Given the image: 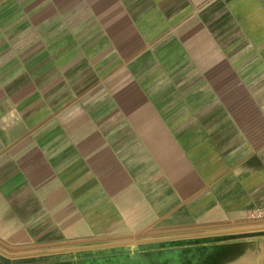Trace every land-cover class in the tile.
<instances>
[{
  "label": "crops",
  "instance_id": "0c3cea01",
  "mask_svg": "<svg viewBox=\"0 0 264 264\" xmlns=\"http://www.w3.org/2000/svg\"><path fill=\"white\" fill-rule=\"evenodd\" d=\"M258 206L264 0H0V264L237 230ZM218 246L211 264H264V237Z\"/></svg>",
  "mask_w": 264,
  "mask_h": 264
},
{
  "label": "rangeland",
  "instance_id": "374dc122",
  "mask_svg": "<svg viewBox=\"0 0 264 264\" xmlns=\"http://www.w3.org/2000/svg\"><path fill=\"white\" fill-rule=\"evenodd\" d=\"M246 220L247 221L244 222L242 225H239L242 228H239L237 230L231 229L230 231L227 230L222 233H215V234L210 233L205 237V239L206 240L208 239L214 242L225 243V242L236 241L239 239H244V238H249V237H257V236L264 237V216H261V217L260 216H256V217L246 216ZM188 236H196V235H188ZM146 241H150V240H146ZM146 241H143V242H146ZM136 250H135L136 252L134 251L132 253L130 249H125L123 247H115V248H112V250L108 253H100V254H90L89 253L90 251H94V249H90L88 251L86 250L70 251V252H65L62 254H57L56 256H53V259L57 257V258H64V259L71 260L72 258L76 259L75 257H77L78 255V258L76 259L77 262L81 261V259L84 257V258L96 259V261H99V264L100 262L102 264H168L164 261V256H163L164 254L162 253L154 252V253L147 254L146 251L147 250L152 251V249H141V251H138L139 249H136ZM123 252L130 253V256L132 258L122 257ZM177 255H178L177 252L172 254V256L176 259L178 258ZM20 260H24V259H20Z\"/></svg>",
  "mask_w": 264,
  "mask_h": 264
},
{
  "label": "flooded vegetation",
  "instance_id": "af4514ba",
  "mask_svg": "<svg viewBox=\"0 0 264 264\" xmlns=\"http://www.w3.org/2000/svg\"><path fill=\"white\" fill-rule=\"evenodd\" d=\"M206 236L164 237L139 243V246L136 247L124 248L139 249L138 251H141V249H152V253L167 252L169 254L168 264H211L218 257L219 242L206 240ZM175 252L178 253L177 256H182V260H175L172 256Z\"/></svg>",
  "mask_w": 264,
  "mask_h": 264
},
{
  "label": "trees",
  "instance_id": "16d2710c",
  "mask_svg": "<svg viewBox=\"0 0 264 264\" xmlns=\"http://www.w3.org/2000/svg\"><path fill=\"white\" fill-rule=\"evenodd\" d=\"M147 252V254H150V253H152V251H149V250H147L146 251ZM164 255V261L166 262V263H168L169 262V257H168V253L167 252H162ZM122 257H128V258H132L131 256H130V253H122ZM176 259V258H175ZM177 259H180V260H182V256L181 255H179L178 256V258ZM96 262H98V261H96V259H92V258H82L81 259V261H79V264H96Z\"/></svg>",
  "mask_w": 264,
  "mask_h": 264
},
{
  "label": "water",
  "instance_id": "95a60500",
  "mask_svg": "<svg viewBox=\"0 0 264 264\" xmlns=\"http://www.w3.org/2000/svg\"><path fill=\"white\" fill-rule=\"evenodd\" d=\"M126 244H131V245H133L132 247H136V246H139V242H135V243H126ZM82 250H86V251H88V250H90V249H72V251H82ZM112 249H102V250H98V249H94V251H90L89 253L90 254H100V253H108V252H110ZM136 249H130V251H132V252H134ZM76 259L78 258V255H77V257H75ZM100 264H102L101 262H100Z\"/></svg>",
  "mask_w": 264,
  "mask_h": 264
},
{
  "label": "built area",
  "instance_id": "2783aa9c",
  "mask_svg": "<svg viewBox=\"0 0 264 264\" xmlns=\"http://www.w3.org/2000/svg\"><path fill=\"white\" fill-rule=\"evenodd\" d=\"M248 217L264 216V206L252 208L247 213Z\"/></svg>",
  "mask_w": 264,
  "mask_h": 264
}]
</instances>
